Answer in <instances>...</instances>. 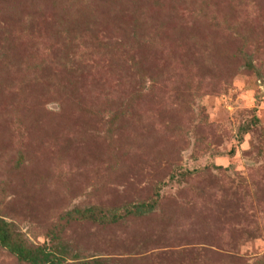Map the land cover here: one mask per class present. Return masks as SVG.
Instances as JSON below:
<instances>
[{"label": "rangeland", "instance_id": "rangeland-1", "mask_svg": "<svg viewBox=\"0 0 264 264\" xmlns=\"http://www.w3.org/2000/svg\"><path fill=\"white\" fill-rule=\"evenodd\" d=\"M0 215L60 264H264V0H0Z\"/></svg>", "mask_w": 264, "mask_h": 264}, {"label": "trees", "instance_id": "trees-1", "mask_svg": "<svg viewBox=\"0 0 264 264\" xmlns=\"http://www.w3.org/2000/svg\"><path fill=\"white\" fill-rule=\"evenodd\" d=\"M143 206L137 205L136 209ZM99 209L92 206L83 210L76 209L74 212L78 218L81 217L95 223L111 222L107 214L104 211L101 213ZM130 213L133 214L136 211L131 210ZM114 221H117V218L112 222ZM57 235V233L51 235L49 245L46 243L35 245L25 237L15 223L7 221L0 215V246L15 257L18 264H60L67 258L66 256H69V253L65 246L60 245ZM90 261L89 264H100L98 259Z\"/></svg>", "mask_w": 264, "mask_h": 264}]
</instances>
